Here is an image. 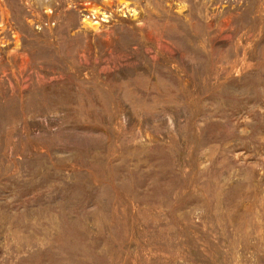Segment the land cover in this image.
I'll return each mask as SVG.
<instances>
[{
    "label": "rangeland",
    "instance_id": "374dc122",
    "mask_svg": "<svg viewBox=\"0 0 264 264\" xmlns=\"http://www.w3.org/2000/svg\"><path fill=\"white\" fill-rule=\"evenodd\" d=\"M0 264H264V0H0Z\"/></svg>",
    "mask_w": 264,
    "mask_h": 264
}]
</instances>
